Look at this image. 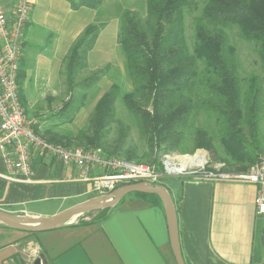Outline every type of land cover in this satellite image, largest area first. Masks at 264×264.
<instances>
[{"label": "crops", "instance_id": "crops-1", "mask_svg": "<svg viewBox=\"0 0 264 264\" xmlns=\"http://www.w3.org/2000/svg\"><path fill=\"white\" fill-rule=\"evenodd\" d=\"M30 1L18 60L23 73L20 99L28 118L36 122V133L66 141L79 131L84 107L68 122L53 118L67 99L63 71L71 45L87 25H100L83 75L100 69L103 78H128L118 40L121 16L126 10L145 16L147 1L101 0L96 8L78 9L67 0ZM31 167L27 181L9 179L0 158L1 210L47 217L94 196L90 182L72 180L79 174L73 164L33 151ZM162 185L175 205L185 264H264V215L255 213L258 185L192 178ZM135 193L102 209L100 219L52 230L28 232L0 223V264H33L36 258L41 264H176L161 200Z\"/></svg>", "mask_w": 264, "mask_h": 264}, {"label": "trees", "instance_id": "trees-1", "mask_svg": "<svg viewBox=\"0 0 264 264\" xmlns=\"http://www.w3.org/2000/svg\"><path fill=\"white\" fill-rule=\"evenodd\" d=\"M73 9L82 6L96 8L101 0H67ZM147 15L143 20L137 13H122L118 38L125 53L133 89L121 96L126 109L137 116L146 129L149 143L175 150L184 136V127L193 112L199 108L219 111L221 139L233 150L229 165L246 169L257 160L256 152L248 148L242 124L248 126L252 147L264 146L258 135L262 84L256 74H249L245 89L237 76L234 48L228 43L225 29L236 26L240 36L259 45L264 61V0H203L200 14L194 19L193 51L184 35L185 12L191 0H146ZM100 25L89 24L71 45L64 63L67 99L53 115L55 121L64 123L72 119L85 102L88 91L96 84L103 70L76 79L86 68L87 52L93 47ZM200 65V67H199ZM23 73L18 70L16 82ZM211 94L213 96H211ZM121 95L119 84H112L96 103L90 123V133L80 132L79 143L51 142L66 146H99L107 156H118L133 161V148L118 155L125 144L126 129L119 128L111 150H105V137L114 119V102ZM150 109H147V106ZM36 132V126H34ZM87 133V134H86ZM154 139V140H153ZM190 151L197 148L209 150L212 137L202 128L193 135ZM84 141L86 144H80ZM231 153V151H229ZM159 158V157H158ZM155 163L156 159L153 160ZM138 162V161H133ZM135 195L157 198L156 195Z\"/></svg>", "mask_w": 264, "mask_h": 264}, {"label": "built area", "instance_id": "built-area-1", "mask_svg": "<svg viewBox=\"0 0 264 264\" xmlns=\"http://www.w3.org/2000/svg\"><path fill=\"white\" fill-rule=\"evenodd\" d=\"M31 4L30 0H0V158L10 173L9 177H5L27 181L32 174L31 154L37 151L40 155L48 154L56 160L75 165L79 174L72 180L90 182V191L95 196L107 194L129 183L162 185L165 176L256 184L259 187L255 213L264 215L262 154L244 171L230 169L224 161L209 159L204 149L182 155L164 153L157 163H139L107 156L99 146H66L36 133L33 129L36 122L26 115L16 82L23 29ZM94 171L98 173L92 174Z\"/></svg>", "mask_w": 264, "mask_h": 264}, {"label": "rangeland", "instance_id": "rangeland-1", "mask_svg": "<svg viewBox=\"0 0 264 264\" xmlns=\"http://www.w3.org/2000/svg\"><path fill=\"white\" fill-rule=\"evenodd\" d=\"M203 4H204L203 0H191L188 7L186 8L185 20H184V35H185V40L188 46L190 47L191 51H193V44H194V19L196 16L200 14ZM146 15L147 13L145 14V16H141L139 14V16L143 18V20L146 18ZM225 32L227 35L228 43L234 48V58L237 65V76L240 80V83L242 84V91L245 89L246 79L249 74L252 73L256 74L261 81L263 92L261 96L262 97L261 108L259 112L260 120L258 123V130H259L258 135L259 137H261L260 142L264 146V61L262 60L259 54L260 47L258 43L255 41H247L241 38L240 31L236 26L226 28ZM83 76L86 75H83V73L81 72L76 79L78 80ZM112 84L120 85L121 95L117 97V99L114 102V119L113 122L110 123L108 128V133L104 138L106 141L105 144L103 145L105 150L108 151L114 148L113 145L118 135L119 128H123L126 129L127 135L125 138V144L122 150L118 153V155L124 156L126 150L133 148L136 152V157L132 158L133 161H138L139 163H152L154 162L153 160L155 158L156 159L155 163H157L158 157H161L162 154L164 153H175L179 155L190 154V153H180L179 151L180 149H185L186 151H190L193 144L192 138L194 133L198 128H202L212 137V143H211L212 148L207 150L205 148L199 147L197 149H204L206 155H208V158L213 161L230 162L233 160L231 157L233 153L232 147L221 139L220 132H222V125L220 124L221 121L219 119V111L214 110L213 108L209 110L196 108V110L193 112L192 116L190 117V120L188 121L189 126L183 128L185 130L184 136L181 139L178 146H176L177 148L175 150L165 148V146L167 145L166 143H163L160 149L157 148L155 144L151 145L148 140L149 138L147 136V131L145 128L141 126V122L139 118L126 109L121 99V96L124 94V92H130L133 89V84L130 75L126 79L117 76L116 77L113 76L110 78L109 77L103 78V74L99 76V79L96 82V84L88 91L87 97L83 104L84 107L82 109V116L79 122L80 124L79 131L66 141L73 144L79 143V141H77L76 138L79 136L78 134L80 132L82 131L87 132L89 130L87 133H90L91 129H90L89 120L91 118L93 108L100 99L101 95L104 93L102 91L107 90ZM211 96L213 95L211 94ZM63 102L64 100L60 104L62 105ZM146 108L150 109L151 107L148 105ZM241 127L248 148H250L253 153L256 152L257 154L264 155L262 149H258L255 151V149L252 147L248 135V126L242 124ZM64 141L65 140L61 142ZM80 144L84 145L86 143L84 141H81ZM229 151H231V153ZM228 167L235 171L245 170L242 169L243 167L240 165L239 166L229 165ZM96 173L98 172L95 171L92 172V174H96ZM180 179L182 178L165 176L163 178V182L165 183L166 181H176ZM91 195L94 194L91 192ZM103 215H104V210L102 209L95 210L82 214L81 216L71 221L72 223L82 221L83 219L92 221L95 219H100Z\"/></svg>", "mask_w": 264, "mask_h": 264}, {"label": "water", "instance_id": "water-1", "mask_svg": "<svg viewBox=\"0 0 264 264\" xmlns=\"http://www.w3.org/2000/svg\"><path fill=\"white\" fill-rule=\"evenodd\" d=\"M134 192L154 194L159 197L163 204L168 226L170 246L176 264H185L179 246L175 205L169 190L163 185H151L147 182L125 184L115 188L107 194L91 197L62 210L55 215L47 217L14 214L0 209V223L14 229L28 232L52 230L68 225L73 219H76L87 212L112 207L125 195ZM33 264H41L40 258H36Z\"/></svg>", "mask_w": 264, "mask_h": 264}, {"label": "bare ground", "instance_id": "bare-ground-1", "mask_svg": "<svg viewBox=\"0 0 264 264\" xmlns=\"http://www.w3.org/2000/svg\"><path fill=\"white\" fill-rule=\"evenodd\" d=\"M198 154H199V152L196 153V156H198ZM191 156H192V155H191ZM191 156H190V157H191ZM190 157H189V158H190Z\"/></svg>", "mask_w": 264, "mask_h": 264}]
</instances>
